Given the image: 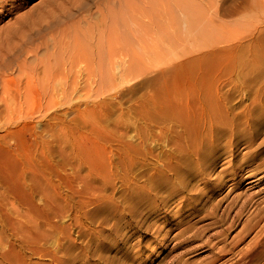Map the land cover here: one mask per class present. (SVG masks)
<instances>
[{
    "label": "rangeland",
    "instance_id": "374dc122",
    "mask_svg": "<svg viewBox=\"0 0 264 264\" xmlns=\"http://www.w3.org/2000/svg\"><path fill=\"white\" fill-rule=\"evenodd\" d=\"M45 1L1 0V37ZM188 1L101 86L0 101V264H231L264 235V0Z\"/></svg>",
    "mask_w": 264,
    "mask_h": 264
},
{
    "label": "bare ground",
    "instance_id": "6f19581e",
    "mask_svg": "<svg viewBox=\"0 0 264 264\" xmlns=\"http://www.w3.org/2000/svg\"><path fill=\"white\" fill-rule=\"evenodd\" d=\"M187 2L46 0L34 18L20 16L13 20L17 24L13 31L0 35V101L8 105L14 102L15 107L21 104L17 100L20 96L25 106L35 101L49 105L54 101L48 95L49 87L77 86L73 74L81 70L88 76L86 86H101V81L91 78L96 71L109 78L115 69H125L131 56L140 53L148 40L159 39L162 25L173 23L177 10L188 6ZM40 49L46 53L39 56ZM30 54L33 60L28 59ZM9 72L14 78L7 76ZM257 240L240 251L233 263H264V235ZM229 250L218 248L222 257Z\"/></svg>",
    "mask_w": 264,
    "mask_h": 264
}]
</instances>
